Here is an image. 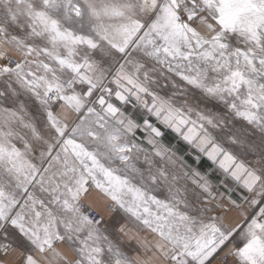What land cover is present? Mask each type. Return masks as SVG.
Here are the masks:
<instances>
[{"label": "snow or ice", "instance_id": "6c2138e0", "mask_svg": "<svg viewBox=\"0 0 264 264\" xmlns=\"http://www.w3.org/2000/svg\"><path fill=\"white\" fill-rule=\"evenodd\" d=\"M0 264H264V0H0Z\"/></svg>", "mask_w": 264, "mask_h": 264}, {"label": "crops", "instance_id": "0c3cea01", "mask_svg": "<svg viewBox=\"0 0 264 264\" xmlns=\"http://www.w3.org/2000/svg\"><path fill=\"white\" fill-rule=\"evenodd\" d=\"M165 131L169 135H171V136L173 135L174 136V140L173 141H171L170 139L167 138V136H165L163 143H165L166 145H171L174 148H176V145H177V142L176 141L179 140L182 144H184V146H186V147L189 146L187 143H185L184 141H182L175 133L171 132L170 130H165ZM175 137H176V139H175ZM189 147H191V146H189ZM195 152L203 160V162L204 161L207 162V164L209 165V167H211V165H213L212 162L209 161L206 156H204L201 153H198L196 150H195ZM193 159L194 158H191V160H193ZM213 166L216 168L215 165H213ZM85 204L88 207H91V208H93V209H95L97 211H100L101 214L104 216V219L105 220H111L112 217H111V213L107 210V204L105 203L104 199L102 197H100L96 192L93 191L91 193V195L88 196L85 199ZM230 219H233L234 220L235 219V214H233V216ZM128 228H133V225L129 224L128 225ZM123 244L125 245L126 250L128 248L135 247V242L134 241H129L127 239V237L124 238Z\"/></svg>", "mask_w": 264, "mask_h": 264}, {"label": "rangeland", "instance_id": "374dc122", "mask_svg": "<svg viewBox=\"0 0 264 264\" xmlns=\"http://www.w3.org/2000/svg\"><path fill=\"white\" fill-rule=\"evenodd\" d=\"M166 136L171 141L174 140L173 135L171 136L167 133ZM175 139H176V137H175ZM176 142H177L176 148L179 149L178 155H182L184 157V160L187 162V164L190 165L192 168H196V169L200 170L202 173L209 170V169H216L213 165H211V167H209L207 162H205V161L203 162V160L201 158L199 159V161H197L195 159V157L198 155L192 147L184 146V144H182L179 140H177ZM235 151H236V154L238 155L239 159L247 160V158L243 155V152L241 149H236ZM191 158H194V159L191 160ZM220 175L221 174L219 173V171H217V176H220ZM213 179H215V177Z\"/></svg>", "mask_w": 264, "mask_h": 264}, {"label": "built area", "instance_id": "2783aa9c", "mask_svg": "<svg viewBox=\"0 0 264 264\" xmlns=\"http://www.w3.org/2000/svg\"><path fill=\"white\" fill-rule=\"evenodd\" d=\"M88 208L91 209L93 215H95L97 212L101 213L100 211H97L91 207H88ZM107 210L109 211L108 206H107Z\"/></svg>", "mask_w": 264, "mask_h": 264}]
</instances>
